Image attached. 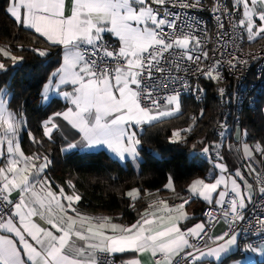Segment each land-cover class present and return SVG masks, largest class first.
<instances>
[{"label":"snow or ice","instance_id":"obj_1","mask_svg":"<svg viewBox=\"0 0 264 264\" xmlns=\"http://www.w3.org/2000/svg\"><path fill=\"white\" fill-rule=\"evenodd\" d=\"M2 10L18 29L34 33L32 53L46 58L59 49L58 66L39 95L45 104L62 101L64 107L46 115L37 138L23 106L13 109L11 86L0 85V264H115L116 254L128 252L136 255L122 264H142L140 254L150 255L151 264H225L237 255L242 259L235 264H255L248 252L264 258V140L250 146L245 133L235 148L241 164L230 170L221 154L230 112L219 122V143L199 142V155L218 174L194 179L185 196L169 173L164 188L180 202L154 198L131 224L82 213L74 178L64 182L69 194L48 175L54 164L49 151L58 140L69 161L77 153L106 151L123 167L142 168L145 126L178 119L186 92L202 102L200 81L224 82L225 67L240 73L239 80L244 66L264 62V49L241 55L246 43L264 41V0H213L210 8L204 0H5ZM192 10L210 12L214 40L207 21ZM0 57V74L8 72L7 61L17 67L24 60L8 44L0 46ZM258 75L264 80V64ZM219 97L222 104H244L223 87ZM203 114L202 108L200 119ZM197 120L193 115L187 127L173 128L168 143L186 145ZM25 130L37 146L31 154L22 150ZM192 149L190 160L198 155L196 145ZM123 195L135 208L141 189ZM194 198L207 207L204 219L187 227ZM218 224L226 228L217 233ZM249 237L241 252V240Z\"/></svg>","mask_w":264,"mask_h":264},{"label":"trees","instance_id":"obj_2","mask_svg":"<svg viewBox=\"0 0 264 264\" xmlns=\"http://www.w3.org/2000/svg\"><path fill=\"white\" fill-rule=\"evenodd\" d=\"M227 2L231 4V0ZM4 6L5 0H0V45L8 44L15 54L23 55L24 60L17 67H13L11 62L7 61L8 72L0 74V85L7 82L11 86L13 109L23 106L29 127L37 138H42L40 127L42 120L47 114L62 110L64 107L61 101L42 105L39 95L42 83L58 66L59 49H54L46 58L32 53L30 49L33 46L34 33L18 29L3 12ZM21 45L23 51L18 50ZM38 46L43 47V45ZM200 85L206 93L201 103H196L190 96H184L181 98L183 114L178 119H171L154 128L145 126L144 139L146 142L142 145L145 164L138 171H134L129 165L121 166L110 159L106 152L77 153V159L69 161L60 152L59 141L49 151L48 142L45 139L44 151H49L54 161L48 172L49 177L54 184L61 183L69 194L71 189H68L64 182L70 177L74 178V183L83 196L78 205L82 213L89 216H111L115 222L123 224L135 222L139 214L147 208L146 192L157 193L159 190L157 194L160 197L169 198L171 192L164 188L169 173L174 177L176 190L185 195L188 184L194 179L204 178L209 168L208 162L199 155L203 147V144L199 142L204 141L208 144L219 142L217 128L226 112L225 104L220 102L219 97L221 85L209 80H201ZM202 108L204 114L200 119ZM263 109L264 96L253 110H245L240 114V130L244 138L247 133L246 139L249 145L264 140ZM193 115L198 120L193 131L188 134L187 144L170 145L167 137L171 130L177 127H187ZM193 145H196L195 151L198 155L190 160L189 153L193 150ZM21 146L26 154H31L37 148L29 140L27 130L22 133ZM153 152L162 159H153L151 156ZM81 156L85 158L80 159ZM133 187L141 189V197L136 201L135 208L129 206L130 199L123 195ZM204 208L206 207L202 203L194 199V202L187 207V211L193 215V219H198ZM256 264H264V261H258Z\"/></svg>","mask_w":264,"mask_h":264},{"label":"built area","instance_id":"obj_3","mask_svg":"<svg viewBox=\"0 0 264 264\" xmlns=\"http://www.w3.org/2000/svg\"><path fill=\"white\" fill-rule=\"evenodd\" d=\"M222 2L228 4L227 0H222ZM213 0H204V4L206 7L210 8L212 6ZM193 16H199L200 19L207 21V27L209 31V35L212 36L213 40L215 39V21L210 18V12H197L196 10H192ZM226 28H227V22ZM214 43H209L208 47H214ZM260 49H264V42H257L250 47L247 43L243 47V53L248 51L256 52ZM264 62H250V66H244L247 70L243 73L241 79H237V76H240V73L232 74L227 71V68L223 70V75L225 77L224 82L219 83L221 87L226 89V95L231 96L233 93H237L244 100V104L242 107H238L235 103L229 105L225 104L226 112H230L231 115L228 116V136L224 140V145L221 149V154L223 155L224 147L228 146L232 140L236 145H239V139L244 138L243 133L240 130V114L245 110H253L262 100L264 96V80L260 79L258 73L262 67ZM192 83L195 85V79L192 78ZM201 86V85H200ZM190 96L192 99L196 101V103H201L195 99L194 94L185 93L182 97ZM239 113V116H237ZM224 119V118H223ZM239 119V124H236V120ZM220 131L219 126L217 128V133ZM235 137V139H234ZM219 142L220 137L218 135ZM218 142V143H219ZM202 159L208 162L207 158L201 156ZM213 159H215V155L213 154ZM225 163V158H224ZM209 166H212L211 163L208 162ZM205 209V208H204ZM203 213V212H202ZM201 213L202 219H204ZM226 228V225H225ZM252 237H249L247 240L242 239L241 243H245L246 245L252 242ZM258 239V238H257ZM115 264H122V261L115 258Z\"/></svg>","mask_w":264,"mask_h":264},{"label":"crops","instance_id":"obj_4","mask_svg":"<svg viewBox=\"0 0 264 264\" xmlns=\"http://www.w3.org/2000/svg\"><path fill=\"white\" fill-rule=\"evenodd\" d=\"M0 46H2V45H0ZM41 91H42V90H41ZM53 100H55V97H53ZM40 102H41L42 105H47V104H45V103L43 102V100H42L41 97H40ZM61 102H62V101H61ZM49 103H50V102H49ZM62 103H63V102H62ZM234 139H235V137H234ZM58 141H59V140H58ZM230 144L233 145V150H232V151H229L228 146L224 147V150H223V156H224V158H225V163L228 165L229 169L234 171V169H235L236 167L240 166L241 161H240V158H239V156L237 155V153H236V151H235V148L237 147V145L234 143V140H232V142H230ZM104 152H106V151H104ZM106 153H107V152H106ZM107 154H108V153H107ZM108 155H109V154H108ZM129 166H130L134 171H138V169H134L132 165L129 164ZM210 172H212L213 175L218 174V170H217L216 172H213V167H212V166H209L208 170L206 171V174H205V177H204V178H207V176L209 175ZM192 181H193V180H192ZM192 181H191V182H192ZM191 182H190V183H191ZM153 194H154V196H152V197H150V196H148V195L145 194V199L148 201V204H149V203L151 202V200L154 199V198L165 199V198H163V197H160L157 193H153ZM16 195H17V194H15V193L13 194L14 198L16 197ZM185 196H187V192H186ZM168 199H169V200H168ZM194 199H195V198H194ZM165 200H168L169 203H172V204H175V203H179V202H180L177 198H175V196H174L173 193H171V194L169 195V198H166ZM196 200H198V199H196ZM198 201H199L200 203H202V204L204 205V207H207V205H206L203 201H200V200H198ZM65 203H66V202H65ZM147 207H148V206H147ZM146 209H147V208H146ZM143 212H144V211H143ZM143 212H142V213H143ZM189 214H190V213H189ZM190 215H191V214H190ZM191 216L193 217V215H191ZM34 219H35V221H36L38 224H40L42 227H49L47 224H45L43 221H41V220L39 219V217H35ZM201 220H202V217H201V214H199V218H198V219H193L192 221L188 222V223H187V227H191V226H193L194 223H196V222H200ZM223 229H225V225H223V224H218L217 227H216V229L214 230V232H217V233H218V232L222 231ZM246 246H247V245H246L245 243L242 244V243L240 242L241 252L244 251V249H245ZM134 255H136V254L131 253V252H128V253H124V254H116L115 258H116V259H119V260H121V261H123V260H125V259H128V258L133 257ZM247 255H249V256L252 257V259H253V261L255 262V264H256L258 261H264V258H261V257H260L258 254H256V253L248 252ZM138 258L141 260L142 264H151V259H152V258H151L150 255H147V254H140V256H139ZM240 259H242V256H241V255H237V256L231 258L229 261H226L225 264H235V261H238V260H240Z\"/></svg>","mask_w":264,"mask_h":264},{"label":"rangeland","instance_id":"obj_5","mask_svg":"<svg viewBox=\"0 0 264 264\" xmlns=\"http://www.w3.org/2000/svg\"><path fill=\"white\" fill-rule=\"evenodd\" d=\"M263 115H264V109H263ZM251 146V145H250ZM237 147H239V145H237Z\"/></svg>","mask_w":264,"mask_h":264}]
</instances>
